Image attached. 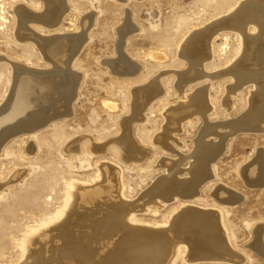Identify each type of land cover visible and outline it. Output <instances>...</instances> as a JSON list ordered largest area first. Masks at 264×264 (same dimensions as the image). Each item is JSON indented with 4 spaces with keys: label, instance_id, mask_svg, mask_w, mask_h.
Instances as JSON below:
<instances>
[{
    "label": "rangeland",
    "instance_id": "374dc122",
    "mask_svg": "<svg viewBox=\"0 0 264 264\" xmlns=\"http://www.w3.org/2000/svg\"><path fill=\"white\" fill-rule=\"evenodd\" d=\"M247 1L252 0H63L50 23L44 0H0V110L11 95L17 68L40 74L54 69L35 36L63 34L78 36L80 42L68 65L74 83L68 109L49 114L38 127L19 125L0 143V264H31L24 245L66 219L74 207L69 195L75 186L95 184L106 185L112 200L131 207L127 224L141 232L169 227L183 210L216 217L221 225L219 250L196 256L182 243L173 264H264V176L258 181L245 175L252 166L264 173V101L253 113V81L241 82L228 71L239 56L240 33L255 37L259 31L251 21L240 29L223 22ZM21 6L46 17L28 22L34 37L15 33V9ZM207 30L210 57L200 60L197 73H187L190 64L183 46ZM123 59L128 68L111 65ZM149 87L155 91L151 98L140 97L138 91ZM202 89L203 111L187 99ZM172 109L181 114L168 115ZM105 165L115 172V189ZM84 204L73 208L78 218L71 221L86 232L95 226L92 208L102 206L101 198ZM32 229L38 232L29 236ZM30 254L37 264L46 263L38 252Z\"/></svg>",
    "mask_w": 264,
    "mask_h": 264
},
{
    "label": "bare ground",
    "instance_id": "6f19581e",
    "mask_svg": "<svg viewBox=\"0 0 264 264\" xmlns=\"http://www.w3.org/2000/svg\"><path fill=\"white\" fill-rule=\"evenodd\" d=\"M44 1L46 4L45 6H47L48 11H49V15L47 16L48 19H46V20L50 21V23H51L54 20H56L55 19L56 15L58 13H60V10L63 6L62 5L63 0H44ZM239 5H238L239 6L238 8L236 7L237 9L235 8V12H233V14L230 17H227L225 20L223 19V22L225 24L232 26V27L234 26V27H237L240 29L244 26V24H246L247 21H251V22H254L256 24V28H257L256 30L259 32L255 37H250V35L248 36L244 33H240V36H241V34H242V36L240 37L241 38V43H240L241 45H240V48L238 51L239 56L237 57L235 62L232 64V67L228 71H230L232 73L231 75H233V74H235L234 76L238 75V78H239V80H241V82L242 81H244V82L245 81L246 82L247 81L248 82L253 81L256 92L255 93L253 92L254 95L252 96V100L250 102H251V106H252L251 110L254 113L256 108H259V106L261 107V104L264 101V16H263L264 15V0H256V1L252 0L251 2L247 1V2H244L241 4L239 3ZM15 12H16V16L18 19L17 20V29H16L15 33L20 38H27L28 36H30V37L35 36L32 32H30V30L27 26L28 22H30L32 20H39V21L44 20V21H46L45 20L46 17H43V16L41 17V15L40 16L34 15L31 11H29L27 8L22 7V6L16 7ZM261 13H263V14H261ZM49 25H48V27H50ZM208 32H209V30L193 35L188 40V42L185 43V45L183 46L184 55L188 58L187 60H189V64H190V69H189L190 71L188 70L187 73H189V72L193 73V71L196 72V70L199 69L198 66L200 65V60L203 61V60L208 59L210 57V46H209L210 45V36H209ZM61 35L63 37H56V38L52 37V39H43V38H39V37L35 36V39H33L35 44L42 50V52L47 57L51 58V60L53 61L52 63H54V69L52 71L45 73V74H40V73H35L32 71L24 70L22 68H17L15 70L14 76H13V81H12L11 95H10L7 103L5 104L4 108L0 110V143L2 140L4 141V138L6 136H8V134H10V136L13 135V132H12V134L10 132L13 131L14 129L16 130V128L19 127V125H24V124L25 125L26 124L36 125L39 122H41L42 120H44L49 114H52L55 112L56 113L57 112H64L65 110L68 109V107H69L68 103L70 102V99L73 97L72 94L74 91L73 75H71V76L69 75L70 72L68 71V67H69L68 65H70L69 64L70 60L74 56V54L77 50L78 44L80 42L77 39L78 36L76 38H74L73 36L64 37L63 34H61ZM80 36H82V35H80ZM120 59H121V57H120ZM125 63H126L125 60L124 61L121 60V61L113 62V63H111V65L113 64L114 67L118 70H124L125 68H128L127 63H126V65H125ZM22 66H24V65H22ZM130 66H132V65H130ZM200 72L202 74V71H200ZM182 82H183V80H182ZM237 86H239V84L238 85L236 84V87ZM153 87H155V86H153ZM199 90H201V89H199ZM154 92H155L154 89L149 87V89H145V90H143V88H142V90L138 91V94L140 97H144V98L150 97L151 98V95ZM204 97H205V94H204L203 89H202V91L195 92L193 95L191 94L190 97L187 99L189 102L195 101V103H198L199 105L197 104L198 106H196L195 108L203 111L204 109H206V99ZM139 101H142V100H139ZM136 104H137V102H136ZM138 105H139V102H138ZM184 105H185V103H184ZM188 105H189V103H188ZM192 105H194V104H192ZM190 107H191V105H190ZM183 109H184V107H183ZM192 109H191V111H192ZM186 111H188V110H186ZM252 112H251V114H252ZM168 113H169L168 115L173 117V116H176L177 114L180 115L181 110L180 109H172ZM62 115H63V113H62ZM260 115H258V117L256 118L257 121H260V118H261ZM244 116H247V115H244ZM181 119H179V120H181ZM174 121H176V120H174ZM167 122L169 123V121H167ZM245 122H246V120H245ZM205 123L207 124V121H205ZM170 125H171V122H170ZM245 125H246V123H245ZM228 127H230V126H228ZM246 127H248V126H246ZM237 128H239V126H237ZM263 129H264V127H263ZM212 130H214V129H212ZM231 130H232V128H231ZM252 130H253V128H252ZM16 131H18V130H16ZM212 132H210V135ZM16 134H18V133L16 132ZM164 134H166V133H164ZM169 134H170V132H169ZM161 135H163V134H161ZM222 137H223V135H222ZM122 138H124V137H122ZM204 138H206V137L204 136ZM124 140H126V138ZM128 140H129V138H128ZM206 143H207V140H206ZM208 148H210V146ZM213 148H214V144H213ZM131 150L132 149L128 147L129 153L131 152ZM203 151H204V149H203ZM198 152H200V149L198 150ZM217 152H219V151H217ZM208 153H209V151H208ZM213 153H214V151H213ZM126 154H127V152H126ZM211 155H212V151H211ZM181 156L182 155H180V157ZM205 156H206V154H205ZM193 157H195V156L193 155ZM193 157H191V158H193ZM199 157H200V155H199ZM182 158H184V157H182ZM210 158H212V156ZM203 159H205V158H203ZM198 160H200V159H198ZM202 160H200V161H202ZM259 165L260 164H258V166ZM168 167H170V166H168ZM259 168L260 167L252 166L251 168L246 169V171H245L246 177H248L252 180H254V179L258 180V181H260L261 179L263 180V176H264L263 174L264 173H263V170L259 169ZM170 169H171V167H170ZM172 169H173V167H172ZM203 169H204V167H203ZM103 170H105L104 173L106 174V178L108 179V181H110L111 188L115 189V186H116V179H114L115 178V172L112 169L107 168L106 165H105ZM174 171H176V170H174ZM167 173H168V171H167ZM175 173L177 174V172H175ZM204 173L205 172L203 171L202 174H204ZM198 174H200V172ZM205 174H207V173H205ZM169 176L170 175H168V177ZM201 176H203V175H201ZM197 177L198 176H196V178ZM199 178H202V177H199ZM202 180H203V178H202ZM193 181H194V179H193ZM97 183H99V182H97ZM183 183H184V181H183ZM107 184H109V183H107ZM193 185H194V182H193ZM196 185H197V183H196ZM105 186L106 185L103 186V185H97V184H95V186L91 187V188H85V187L83 188L81 185L75 186L74 188H76V190H74V192L71 191L72 193L69 195L70 198H72V202H73L74 207H72V210L68 213V215H67L66 219H64V221L62 220V222H60V223L57 222L58 224H55L54 226L52 225L51 227L48 224L47 226H49V228H46V230L44 229V231L42 233L35 236V238L29 242L28 246L25 247V245H24L25 251H29V254H27L28 256L26 258V261L30 262L31 264H34V263L37 264L38 261L35 262L36 261L35 258L32 259V255L30 253H32V252L37 253L38 252L40 254V258L47 259L46 263L44 262L45 264H173L172 259L174 258L173 256H176V253H175L176 248L179 244H182V243H183V245L185 244L186 247H190L191 253L195 254V255L198 253H202V252H206L208 254L214 253V252H217L219 250V248H220L219 246L221 245V242L218 238V236H219V229L218 228L221 225L218 226L217 221H215L216 217L213 219V216H211V215L207 216L205 214L204 215L201 214L202 216H199V213L198 214L195 212L187 213L188 210L187 211L183 210L182 212L176 214V216L172 217V220H170L171 224H169L170 225L169 227L164 228V229H158V227H155V229L152 228V229L146 230L145 232H141V231H138L141 228L137 229L139 226L135 227L136 225L134 223L133 224L135 226H130L131 223H129L130 225L127 224V220L129 218L127 216V214L129 213V210L131 207H129V206L124 207V205L126 204L125 202L120 201L118 203V202H115L114 200H112L113 197L110 196L112 191L110 192V189L108 187L106 188ZM184 186L182 185V186H180V188L184 187ZM193 188L195 189V187H193ZM194 189L193 190L189 189V190L195 191ZM168 190H171V188ZM115 191H117V190H115ZM113 195H115V194H113ZM96 197L97 198L100 197L102 206L105 205L107 207H102V206L99 207V205H98V207H93L92 208V215L96 216L95 226H91L88 229V231H86V232H83L81 230H77V225L76 224L73 225V222L71 221V220L76 221L78 218L75 215L76 213L73 210V208L76 209V207H79L80 204H82V203L88 204L89 202H92V200ZM222 197H223V194H222ZM187 198H189V196ZM116 200H118V199H116ZM67 201L70 202L69 200H67ZM110 204H114L115 207H110ZM70 205H72V204L70 203ZM117 205H119L121 207H117ZM202 210H204V209H201V211ZM62 212L63 211H61V213ZM69 221H71V222H69ZM54 223H56V221ZM51 224L52 223H50V225ZM90 224H91V222H90ZM45 226H46V224L43 225V227H45ZM142 228H144V227H142ZM159 228H161V227H159ZM146 229H147V227H146ZM70 230H72L74 232V234H73V232L70 233L71 232ZM67 231H70L69 232L70 234L67 233ZM37 232H38L37 229H32L29 236H32V235L34 236ZM221 236H222V234H221ZM177 237L181 240H178V241L175 240V239H177ZM261 246H262V244H261ZM224 251H225V249H224ZM24 254L26 255V253H24ZM198 255H196V256H198ZM200 256H201V254H200ZM212 257H214V256H212ZM192 258H193V256H192ZM30 259H32V260H30ZM214 260H216V259H214ZM195 261H196V259H195Z\"/></svg>",
    "mask_w": 264,
    "mask_h": 264
}]
</instances>
